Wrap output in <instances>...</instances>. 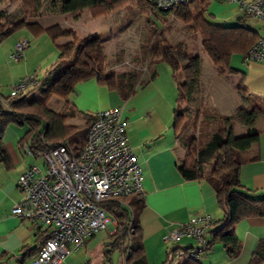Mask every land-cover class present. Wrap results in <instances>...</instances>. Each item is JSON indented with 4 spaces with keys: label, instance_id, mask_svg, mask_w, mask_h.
Returning <instances> with one entry per match:
<instances>
[{
    "label": "trees",
    "instance_id": "obj_1",
    "mask_svg": "<svg viewBox=\"0 0 264 264\" xmlns=\"http://www.w3.org/2000/svg\"><path fill=\"white\" fill-rule=\"evenodd\" d=\"M8 0H0L4 3ZM23 7L21 15L12 19L6 9H0V42L24 26L44 32L51 39L65 36L72 37L65 44L58 45L61 63L68 62L57 71L51 69L41 85L36 81L34 88H39V98L31 97V92L10 97L0 91V163L7 169L14 167L8 150L1 144L2 133L11 123L26 124L28 129L18 141L19 147L27 146L34 156L47 150L61 141H69L76 148H81L94 115L78 109L69 99L79 82L97 78L99 83L110 89L119 90L124 99L132 95L137 86L144 84L141 69H132L118 73H108L112 63L106 64L107 55L99 34L85 38L78 37L72 28L65 29L59 23L43 26L38 21L42 14L45 0H18ZM59 5V10L74 20H79L86 11L93 17L108 15L113 11L131 6L144 15H155L168 22L167 17L178 18L192 28L201 32L202 45L220 73L238 74L241 80L236 89L247 98L251 96L243 86L244 72L231 65L234 53L245 54L259 39L258 31L245 24L249 17L244 13L240 22L234 25H222L210 22L205 18L212 0H189L172 10H162L150 0H51ZM145 54V55H144ZM142 59L164 62L171 70L177 86L176 105L172 128L179 140L184 154L179 158L177 167L188 181L206 180L214 185L217 203L223 216L212 220L206 231L207 242L204 250H211L214 245L222 244L230 257H236L241 250V240L236 232V224L246 215L244 204H250L259 216H264V191L255 193L246 187L240 178L241 165L257 156L248 158L246 154L259 143V135L264 131V124L257 126V120L264 115V100L250 107L240 109L239 115L246 125V133L236 136L233 132L225 134L226 129L210 130L208 136L202 137L199 124L204 115L203 94L201 89L202 61L199 55L189 56L184 43L173 45L166 36L165 28L154 30L151 43L146 46ZM151 73L150 76H152ZM182 76V78H181ZM54 96L63 100L61 111L51 109L49 102ZM79 117L83 124L68 122ZM192 125V126H191ZM191 126V127H190ZM208 124L204 123L206 129ZM78 134L74 138V135ZM145 205L142 192H134L119 199H107L102 206L114 221L115 229L109 234L106 259L112 262V253L120 250L126 254L127 264H149L146 259V246L141 226V212ZM96 234L90 236L86 243ZM48 238V231L40 236L39 246L23 248L24 257H35ZM130 242V245H128ZM193 247L184 248L179 242L168 248L166 260L161 264H174L177 252L185 253ZM183 264H204L202 260L184 256ZM264 263V238L259 242L248 264Z\"/></svg>",
    "mask_w": 264,
    "mask_h": 264
},
{
    "label": "crops",
    "instance_id": "obj_2",
    "mask_svg": "<svg viewBox=\"0 0 264 264\" xmlns=\"http://www.w3.org/2000/svg\"><path fill=\"white\" fill-rule=\"evenodd\" d=\"M235 10H239L237 15ZM22 11L23 7H20L19 12ZM208 11L213 17L226 21L227 25L236 24L234 15L239 19L242 12L238 5L236 7V4L222 0H212ZM52 14L64 13L59 10L58 4L48 0V4L44 2L42 14L36 21L49 26L44 17ZM259 34L264 37V33ZM240 54L236 66L244 72V88L251 96L264 100V62L245 61L244 54ZM147 67V73L143 76L145 83L137 86L128 99H124L119 90L99 83L97 78L79 82L68 99L78 109L92 115L115 107L123 110L130 144L144 176L145 205L140 220L146 259L149 264H158L167 255L169 247L165 237L173 227L188 222L195 214L209 215L216 221L223 216V211L217 203L213 184L206 180L188 181L179 172L177 163L185 152L172 128L176 102L166 93L167 85L171 86L168 73L171 70L158 60H150ZM163 76L168 77L166 83L162 81ZM7 130L2 133L1 144L8 150L14 167L7 169L0 163V264H26L33 257H24L26 251L23 248L39 246V238L46 227L12 214V207L22 198L18 178L33 163L23 155L25 150L19 147L18 142L11 140L14 135H6ZM254 156L258 159L248 160L241 165L240 178L246 187L259 194L264 191V131L259 135V143L246 154L248 158ZM243 208L246 214H250L236 224V232L241 240L240 253L230 257L222 244H216L211 250L202 252L204 264L249 263L264 238V216H259L250 204H244ZM108 230H101L97 234H102L108 241L109 234L114 231L112 226ZM179 245L184 248L198 246L196 240L188 236L182 237ZM61 264H75V261L66 257Z\"/></svg>",
    "mask_w": 264,
    "mask_h": 264
},
{
    "label": "built area",
    "instance_id": "obj_3",
    "mask_svg": "<svg viewBox=\"0 0 264 264\" xmlns=\"http://www.w3.org/2000/svg\"><path fill=\"white\" fill-rule=\"evenodd\" d=\"M162 10H172L189 0H150ZM235 3L249 17L264 27V0H222ZM28 39L17 42L12 54L22 59ZM245 61L264 62V37L260 36L247 51ZM34 77L20 80L11 89L10 97L34 85ZM25 151L33 155L26 146ZM46 170L31 164L18 178L22 198L12 207L15 216L29 218L46 227L48 238L38 254L26 264H61L74 250L85 246L87 239L114 226L102 206L107 199H119L142 192L144 176L133 152L127 122L120 107L98 111L88 129L81 148L69 141L40 151ZM212 222L209 215L195 214L184 224L176 225L166 235L171 244L192 237L197 247L177 252V258L189 256L201 260L207 242L206 231ZM130 245V242H128ZM127 255H122V264Z\"/></svg>",
    "mask_w": 264,
    "mask_h": 264
},
{
    "label": "rangeland",
    "instance_id": "obj_4",
    "mask_svg": "<svg viewBox=\"0 0 264 264\" xmlns=\"http://www.w3.org/2000/svg\"><path fill=\"white\" fill-rule=\"evenodd\" d=\"M45 2L48 4V0H45ZM20 7H22V4L18 0H8L0 3V9L5 8L8 12L10 11L9 16L12 19H16L21 15L19 12ZM238 13L239 10H235V15ZM243 14L241 12L240 16H243ZM108 15H101L96 18L89 11H86L80 21L71 19L65 14H52L44 17V20L47 23L46 25L60 23L65 29L72 28L80 38H85L91 34H99L107 55L106 64L112 63V67L108 69V73H118L138 66L141 69L142 77L147 73V66L149 65V59L146 57L142 59L144 50L151 43L154 30L164 27L166 36L171 44L184 43L187 55H199L201 57V89L204 115L199 124V131L202 133V137L208 136L210 130L219 128L226 129V135L230 132H233L236 136L246 133L247 127L240 118L239 111L242 108L249 110L251 106L261 100L256 96L243 98L238 93L236 87L241 80L240 75L222 74L215 69L202 45L203 37L200 31L192 28L191 24L184 23L178 18L169 16L167 17L168 22L165 23L155 15H144L131 6L113 11ZM235 15L234 23L237 24L240 20ZM205 18L212 23L227 25L226 21L213 17L208 10ZM245 24L260 33H264V27L260 26L254 17H248ZM31 29L29 26H24L0 42V91L3 95L9 96L12 87L24 78L34 77L39 82V85H41L44 78L49 75L48 73L51 69L55 73L61 66L68 63L59 62L61 52L58 45L67 43L72 37L65 36L54 41L48 34L33 32V29ZM23 39H28L29 45L25 49L24 57L16 60L12 57V54L15 51L17 42ZM240 56V53H234L231 57V65L238 69L240 68L236 66L237 58H241ZM159 63L165 64L162 61H159ZM168 73L171 86L167 85L166 93L167 96L174 97L176 102L177 86L172 81L174 79L173 76L171 77V71ZM165 76L162 77V81L166 83L168 77ZM29 91L31 92V97L39 98V88L37 89L34 88V85H30L24 89V93ZM49 107L61 111L63 100L59 96H54L49 102ZM261 115L262 117L257 120L258 127L264 124V115ZM68 122L80 125L83 124V119L75 117L69 119ZM204 123L208 124L206 129L204 128ZM7 129L6 135H14L11 137V140L17 143L25 134L28 127L26 124L11 123ZM77 136L78 134L74 135V138ZM25 152L23 155L31 163L41 167L44 171L46 170L45 158L42 155L34 156ZM106 230L109 232L108 229L104 231ZM108 242L102 234H97L89 241L87 246L72 251L67 258L73 259L75 264H109L106 259V251L110 248L107 245ZM166 244L169 247L171 243L167 242ZM165 260L166 256L162 260H159L158 264H161ZM112 262L113 264H122L120 250H115L112 253ZM174 264H183V259H178Z\"/></svg>",
    "mask_w": 264,
    "mask_h": 264
},
{
    "label": "water",
    "instance_id": "obj_5",
    "mask_svg": "<svg viewBox=\"0 0 264 264\" xmlns=\"http://www.w3.org/2000/svg\"><path fill=\"white\" fill-rule=\"evenodd\" d=\"M114 227V226H113Z\"/></svg>",
    "mask_w": 264,
    "mask_h": 264
}]
</instances>
